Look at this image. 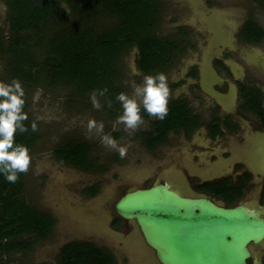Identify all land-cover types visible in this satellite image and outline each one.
I'll use <instances>...</instances> for the list:
<instances>
[{"label": "rangeland", "instance_id": "1", "mask_svg": "<svg viewBox=\"0 0 264 264\" xmlns=\"http://www.w3.org/2000/svg\"><path fill=\"white\" fill-rule=\"evenodd\" d=\"M161 1L163 8L157 34L166 37L183 29L194 46L184 63L177 64V70L172 68L165 74L171 91L169 104L175 97L188 99L192 111L204 118L211 112L208 107L211 101L205 103L202 95L192 88H183L180 93L173 91V83L177 81L179 86L184 84L179 76L181 70L184 73L187 63L200 64L201 60L202 63L205 61L204 78L214 82L215 75L221 81L222 78L211 66L212 62L210 64L213 51L211 46H207V39H212L210 43L218 49L225 41L235 39L236 30L247 20L256 21L264 28V8L256 0ZM3 8L4 4L0 3V38L10 37L11 34ZM212 16H216L217 20ZM208 29L211 34L207 33ZM9 40L15 39H0L4 46H8ZM239 45L247 49L242 57L252 67L244 66L243 69L240 66L243 65L242 60L232 53L229 57L233 58V70L235 66L239 67L247 80L257 79L264 88V40L261 44L247 47L243 43L237 44L235 39L233 46L238 48ZM8 59L5 51L0 54V82L12 81L8 77ZM120 67L115 86L120 88V93L131 96L132 82L139 84L146 75L138 69L133 51L122 59ZM133 68L140 74L133 75ZM34 76L39 79L30 83L21 82L25 91L24 111L29 117L26 122H35L39 129L36 132L39 138L30 152L32 163L25 174L21 195L30 207L49 213L55 220V226L51 236L38 243L32 252L2 256L0 264H59V252L71 242H91L99 248H107L117 264H159L154 251L144 244L138 227L133 226L128 233L112 229L114 205L125 192L150 186L154 181H166L181 189L183 185L177 182L180 169H190L197 159L194 155L207 152L197 145H204L209 140L202 132L195 133L188 140L181 134L171 133L166 143L149 151L137 135L149 129L150 120L144 119V124L136 131H125L124 125L116 123L123 111L118 101L109 108L108 97L95 92L102 106L97 110L91 102L93 93L79 94L72 87L50 83L43 75L35 73ZM91 119L103 122L104 134H110L118 144L127 147L124 158L117 151L102 145L100 134L87 131ZM68 140L90 145V161L105 170L86 172L56 162L54 149ZM187 185L183 189L190 193ZM92 187L98 190L95 196L89 195ZM251 207L255 208V205Z\"/></svg>", "mask_w": 264, "mask_h": 264}, {"label": "trees", "instance_id": "2", "mask_svg": "<svg viewBox=\"0 0 264 264\" xmlns=\"http://www.w3.org/2000/svg\"><path fill=\"white\" fill-rule=\"evenodd\" d=\"M256 1L264 8V0ZM0 2L8 8L11 33L10 37L0 39H15L9 40L8 46L0 41V54L5 51L9 57V81L18 79L30 83L37 73L54 85L72 87L79 94L100 93L107 89L104 96L112 106L120 93L115 84L122 59L134 48L139 50L138 64L145 75L166 74L174 59L194 48L183 29L166 37L157 34L163 8L160 0ZM241 37L247 43H261L264 28L258 22L248 20ZM249 95L255 102V110L264 112L260 91L251 90ZM142 115L151 124L148 131L138 132L137 138L149 151L166 143L168 135L175 131H184L189 136L200 126L187 103L178 100L169 104V114L164 120H153L143 110ZM31 124L25 122L28 131L15 137L16 143L28 147L30 152L39 138L32 132ZM91 153L92 147L87 143L68 140L54 149L53 156L56 162L81 171L105 170L92 164ZM24 177L25 174H20L18 182L9 183L0 174V257L32 252L54 230V218L30 207L22 198ZM226 191L218 190L228 197ZM97 192L96 187H92L89 195L95 196ZM59 253V264H117L109 249H99L90 242L68 243Z\"/></svg>", "mask_w": 264, "mask_h": 264}, {"label": "flooded vegetation", "instance_id": "3", "mask_svg": "<svg viewBox=\"0 0 264 264\" xmlns=\"http://www.w3.org/2000/svg\"><path fill=\"white\" fill-rule=\"evenodd\" d=\"M160 2L162 4L161 0ZM3 4L4 8L6 7L7 9L5 17L8 21V8L5 3ZM213 18L217 20L216 16H212ZM247 22L248 20L243 22L236 30V43H243L247 47L261 44L262 42L247 43L241 37V31ZM210 32L211 30L208 29L207 33L209 34ZM235 39L225 41L224 45L220 44L218 46V49L210 43L212 39H207V46L212 47L211 51H213L214 56H212L214 60L210 59V64L212 62L211 66L216 69L215 72L222 78L221 81L215 75L214 82L209 81V78H204L205 61L202 63L201 60L200 64L187 63V71H184V73L181 70L179 76L184 84L179 86V82L173 83V91H179L180 93L183 88H192L202 95L205 103L211 101L208 106L211 108V112L203 118L202 115L192 111L188 99L174 98L175 101L186 102L192 114L200 121V126L190 133L189 136H186L184 131H175L174 133L181 134L188 140L194 137L195 133L202 132L209 140L204 145H197L207 152L195 154L194 158L197 159L192 162L194 165L189 167L190 169L185 167L180 169L181 173L179 172L177 175V182L183 187L178 189L185 197H207L227 208L245 205L260 212L262 217H264V112L255 110V102L249 95L251 90L260 91L261 104L264 111V88L260 86L257 79L247 80L239 67L234 65L235 70H233V65H231L233 58L229 57V54L232 53L242 60L243 65L240 63V66H243V69H245L244 66L249 67L252 65L242 57L247 49L243 45H239L240 47L238 48L233 46ZM248 50L252 51L251 49ZM191 51L188 49L179 59H174L171 69L177 70V64H180V62L184 63L183 60ZM134 60L139 67V52L134 54ZM235 71H237V74H235ZM244 90H247V92H244ZM253 97L255 99L258 98L255 95ZM156 182L158 181H154L150 186ZM183 183L185 185L188 184L189 190L191 189L190 193L188 190L183 189L185 186ZM219 189L227 190L226 194L228 197L222 196L218 192ZM251 205H255V208L251 207ZM112 225V229L123 231L124 233H128L133 226L137 227L135 223L126 222L120 218L115 212V206ZM125 229L127 230L125 231ZM97 247L99 248V246ZM133 249L135 251L134 247ZM250 249L251 258L248 264H264V242L256 246L252 245Z\"/></svg>", "mask_w": 264, "mask_h": 264}, {"label": "water", "instance_id": "4", "mask_svg": "<svg viewBox=\"0 0 264 264\" xmlns=\"http://www.w3.org/2000/svg\"><path fill=\"white\" fill-rule=\"evenodd\" d=\"M114 206L136 224L159 264H248L250 246L264 242L260 212L185 197L166 181L130 190Z\"/></svg>", "mask_w": 264, "mask_h": 264}, {"label": "clouds", "instance_id": "5", "mask_svg": "<svg viewBox=\"0 0 264 264\" xmlns=\"http://www.w3.org/2000/svg\"><path fill=\"white\" fill-rule=\"evenodd\" d=\"M3 11H7L6 7ZM133 52L138 54L139 50L133 49ZM139 74L138 70L133 68V75ZM132 87L131 96L124 92L116 96L123 109L116 123L124 125L125 131H136L144 124L142 110L159 120H164L168 116L171 91L164 73L146 75L139 84L133 81ZM107 91L104 89L99 94L104 96ZM91 102L95 109H101L95 93L91 97ZM25 104V91L18 79H13L10 83L0 82V174H3L9 183L18 182L20 174H27L32 163L29 148L17 144L15 140L18 133L28 131L25 122L29 117L24 111ZM108 107H112L110 100ZM31 130L32 132L39 130L35 122L31 124ZM87 131L100 134L102 145L117 151L121 158L126 156L127 147L118 144L110 134H104L103 122L89 120Z\"/></svg>", "mask_w": 264, "mask_h": 264}]
</instances>
